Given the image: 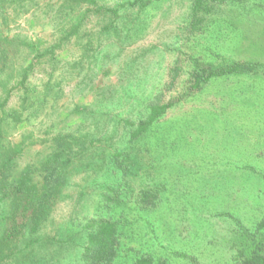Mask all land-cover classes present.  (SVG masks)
Returning a JSON list of instances; mask_svg holds the SVG:
<instances>
[{"label":"rangeland","instance_id":"rangeland-1","mask_svg":"<svg viewBox=\"0 0 264 264\" xmlns=\"http://www.w3.org/2000/svg\"><path fill=\"white\" fill-rule=\"evenodd\" d=\"M97 1L118 14L0 0V264H88L98 220L118 224L114 264H236L264 238V70L193 86L264 64V0ZM53 160L47 221L6 241L8 185Z\"/></svg>","mask_w":264,"mask_h":264},{"label":"trees","instance_id":"trees-1","mask_svg":"<svg viewBox=\"0 0 264 264\" xmlns=\"http://www.w3.org/2000/svg\"><path fill=\"white\" fill-rule=\"evenodd\" d=\"M66 2L91 6L98 13H110L112 16L118 14V8L108 9L98 4L97 0H64ZM194 6L200 7L208 1L228 3L233 0H192ZM238 1V0H234ZM259 69L264 70V64L260 62H234L221 70L206 73L199 72L195 75L193 90H199L213 77H223L228 75H240L247 73H255ZM175 105L172 101L168 104L155 103L151 108V113L145 121H142L137 126L133 134V138H138L147 133L149 129ZM4 148L0 141V150ZM0 151V166L1 169L5 165L4 156ZM46 163L41 174V182L35 181L34 175L26 174L14 183H10L9 192H4V195L13 197L16 200L17 206L10 215L5 229L6 241H11L17 238L18 234L28 231L34 233L48 219L49 212L55 199L57 189L62 182V175L57 168L59 162L56 160ZM7 188V189H8ZM89 229L93 232L88 236L87 248L85 257L88 264H114L117 257V234L118 224L115 222L98 220L90 223ZM262 245L257 246L253 252L245 250L239 252L238 261L236 264H264V238L261 240ZM187 258V255L186 257ZM138 264H152V258H145L137 261Z\"/></svg>","mask_w":264,"mask_h":264}]
</instances>
